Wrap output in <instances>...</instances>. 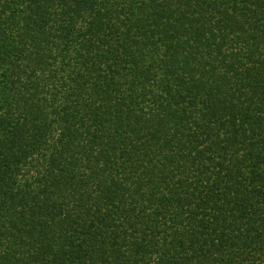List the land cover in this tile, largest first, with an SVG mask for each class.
I'll use <instances>...</instances> for the list:
<instances>
[{
    "label": "trees",
    "instance_id": "1",
    "mask_svg": "<svg viewBox=\"0 0 264 264\" xmlns=\"http://www.w3.org/2000/svg\"><path fill=\"white\" fill-rule=\"evenodd\" d=\"M0 264H264V0H0Z\"/></svg>",
    "mask_w": 264,
    "mask_h": 264
}]
</instances>
